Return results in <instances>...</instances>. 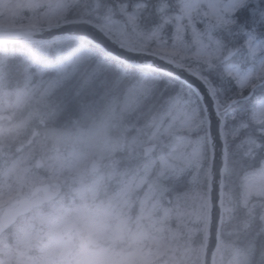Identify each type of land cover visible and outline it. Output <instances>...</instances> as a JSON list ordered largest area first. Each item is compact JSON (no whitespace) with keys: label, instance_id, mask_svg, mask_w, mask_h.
I'll return each instance as SVG.
<instances>
[{"label":"snow or ice","instance_id":"1","mask_svg":"<svg viewBox=\"0 0 264 264\" xmlns=\"http://www.w3.org/2000/svg\"><path fill=\"white\" fill-rule=\"evenodd\" d=\"M53 4H29L46 8L24 36L38 46L40 75L51 72L52 94L65 90L70 101H82L89 91L129 97L122 124L131 151L124 163L135 188L145 189L147 215L161 213L160 232L175 218L188 233L202 234L197 252L203 256L216 187L223 214L230 211L224 206L226 174L255 168L264 175V0ZM44 31L53 34L37 38ZM73 82L75 92L67 88ZM225 247L217 242L212 264Z\"/></svg>","mask_w":264,"mask_h":264},{"label":"rangeland","instance_id":"2","mask_svg":"<svg viewBox=\"0 0 264 264\" xmlns=\"http://www.w3.org/2000/svg\"><path fill=\"white\" fill-rule=\"evenodd\" d=\"M33 2L35 0H0V17L7 14L10 19L19 20L20 15L25 14L21 11H24L29 19L36 18L46 8H30L29 4ZM16 54L23 64V81L18 89L13 87L0 96V215L14 202L28 198L35 187L47 185L50 191L58 193L57 198L63 196L67 201L75 196L73 188L87 185L103 188L104 196L118 195L128 200L131 215L136 217L141 210L145 189L135 188L134 173L124 163L126 153L131 151V141L126 138L122 124L129 97L123 91L107 95L100 106L89 108L87 125L81 123L86 114L78 118L59 117L71 102L79 98L70 101L61 91L52 94L48 81L53 74L44 72L40 75L44 65L36 59L38 46L33 43L0 46L1 77L5 62ZM86 94H82L83 97ZM82 108L80 106L79 110L83 111ZM91 161L100 163L96 172L89 170ZM39 162L40 166L37 165ZM238 188L239 199L233 201L229 198L225 202V208L230 211L222 214L223 219L236 220L253 198H259L262 200L259 224L255 231L245 233L235 243L221 241L227 247L223 248L218 264H238L256 249L258 237L264 241V195H257L264 191V175L258 174L255 168L248 170L241 176ZM38 196L43 197L42 191L35 195ZM143 210L150 235L167 248H172L171 238L186 231L173 218L165 222L173 232L170 233L168 228L160 232L158 218L161 213L155 211L149 217L148 208L143 206ZM177 246L190 249L187 239ZM166 252L167 249H160L156 264H170L163 260Z\"/></svg>","mask_w":264,"mask_h":264},{"label":"clouds","instance_id":"3","mask_svg":"<svg viewBox=\"0 0 264 264\" xmlns=\"http://www.w3.org/2000/svg\"><path fill=\"white\" fill-rule=\"evenodd\" d=\"M72 191L75 196L67 201L48 194L5 212L0 264H156L160 249L145 223L142 201L133 217L128 200L104 196L101 187ZM243 264H264V247L253 249Z\"/></svg>","mask_w":264,"mask_h":264},{"label":"trees","instance_id":"4","mask_svg":"<svg viewBox=\"0 0 264 264\" xmlns=\"http://www.w3.org/2000/svg\"><path fill=\"white\" fill-rule=\"evenodd\" d=\"M15 12H18L16 10ZM20 15L19 20H13L9 18V15L4 14V16L0 17V26L5 27H31L34 23H37L40 20V16L36 18L29 19L26 15V12ZM15 65L18 67L19 72L22 71V64L17 55L15 57L9 59L7 63L4 64L3 77L0 78V92L5 88L2 85L4 83L12 84L13 76L11 72V66ZM21 77V76H19ZM18 77L17 85H20V80ZM106 99V96L101 98L100 94L97 93L95 95L91 94L90 91L83 97V100L79 102V100H74L71 102L63 111L61 117L67 119L80 117L86 114V118L84 120V124L87 123L89 117V108L93 105L100 106L101 103ZM83 107L82 110H79V107ZM254 169V168H253ZM251 170V169H249ZM248 171V170H247ZM245 172V170H239L236 174L225 176V186H224V200L225 202L231 198L233 201L239 198V179L241 175ZM262 211V200L261 199H253L252 202L247 206V208L243 211V214L237 218L236 220H225L223 219L220 230H219V241H228L230 243H235L247 232L254 231L259 224V216ZM188 240L189 247L191 249H179L177 244L179 242H183ZM172 248H167V252L163 257L164 262H169L170 264H201L202 256L198 254L197 249L199 248L202 242V234L198 232L188 233L187 231H183L179 234V236H174L169 240ZM256 250L264 247V241L258 237L256 241ZM220 255L217 257V264L219 263Z\"/></svg>","mask_w":264,"mask_h":264},{"label":"water","instance_id":"5","mask_svg":"<svg viewBox=\"0 0 264 264\" xmlns=\"http://www.w3.org/2000/svg\"><path fill=\"white\" fill-rule=\"evenodd\" d=\"M30 30H31V28L10 29V28H2V27H0V43L1 42H8V41H29V40H25L24 36H25V33H27ZM52 34L53 33H51V32L44 31L37 38H47V37L51 36ZM38 165H40V163H38ZM98 167H99V163H97L95 161H92L90 163V165H89V169H90L91 172H95L98 169ZM37 190L42 191L44 196L48 195V194H53L54 199L57 197L56 193L48 192L49 187L47 185L39 186V187L34 188L32 194H31V197L34 196L33 195L34 192H35V195L39 192ZM215 192H216V195H217V202L215 203L214 209H213L214 223H213V228H212V237H211L210 244H209L205 254L202 257V264H212V255H211V253H212L215 245L218 242L217 238H218V232H219V227H220V223H221V207H220V204H219V192H220V189H219L218 186L216 187ZM35 199H33V200H35ZM33 200H30L29 198H25V199H22V200H20V201H18L16 203H14V207L4 210L2 215H1V217L4 216L5 212H8L9 214H12L16 210H18L21 207L22 204H23V206H27ZM27 213L28 212H25L23 215H25ZM18 217H20V216H17L16 220L18 219Z\"/></svg>","mask_w":264,"mask_h":264},{"label":"bare ground","instance_id":"6","mask_svg":"<svg viewBox=\"0 0 264 264\" xmlns=\"http://www.w3.org/2000/svg\"><path fill=\"white\" fill-rule=\"evenodd\" d=\"M23 71V70H22ZM22 71L19 72L18 70V67L15 66L14 64L11 66V72H12V76H13V83L12 84H9V83H4L2 86L5 87L7 90H10V89H13V87L18 83V77H19V80H20V84L22 83ZM67 88L69 90H74L75 91V88H76V84L75 82H73L72 84L68 85ZM64 91L65 90H61V94L64 95ZM75 118H78V117H75ZM81 123H83V125H87V124H84L83 121H81ZM55 126V125H54ZM53 126V127H54ZM256 230V229H255ZM254 230V231H255Z\"/></svg>","mask_w":264,"mask_h":264}]
</instances>
